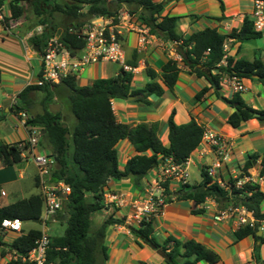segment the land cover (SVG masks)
Instances as JSON below:
<instances>
[{
	"label": "trees",
	"instance_id": "obj_1",
	"mask_svg": "<svg viewBox=\"0 0 264 264\" xmlns=\"http://www.w3.org/2000/svg\"><path fill=\"white\" fill-rule=\"evenodd\" d=\"M4 1L0 0V5H3ZM220 2L224 12L225 6L221 0ZM31 5L33 13L39 19V25L45 27L42 36L32 39V43L38 45L40 50L49 36H54L51 25L55 14L62 13L70 19V23L60 36V43L72 56L79 58L86 46V39L82 35L84 27L97 16L116 17L122 6H125L131 16L137 15L141 26L150 29V34L178 46L180 62L169 60L160 74L148 69L149 82L141 88L134 89V73L122 69L117 76L97 78L88 86H78L76 78L69 75L58 85H32L19 95L25 103H28V95L35 91L45 92L50 103H61L63 99H67L70 111L76 119L71 129L67 124V116L63 115L62 111L56 115L51 114L47 104L43 114L29 117L27 122L28 126L41 130L39 148L44 150L41 153L56 161L52 181H62L72 190L63 202V211L57 215L59 222L66 223L65 233L57 237L51 236L45 264H103L108 260V249L104 244L107 227L124 223V220H116L110 215L100 228L93 229L92 218L105 209L109 180L130 178L138 186L164 161L171 159L175 164H185L199 148L204 136V127L195 120L178 125L174 121L173 112L168 122L169 146H166L158 135L157 125L142 123L130 127L119 124L112 100L136 97V102L149 105V97H161L165 94L164 86L174 88L182 72L181 67L200 78L205 77L210 84L196 96V101L201 100L210 89L221 97V81L227 75L264 85V57L247 61L228 56L224 51L225 41L229 37L243 43L259 39L263 35L255 31L252 23L245 18L241 28L232 29L230 34L221 33L218 27H207L184 37L177 33L178 18L163 15L164 5L156 0H31ZM85 8L87 10L83 12ZM10 11L12 19H17L24 14L25 9L19 5V0H11ZM223 19L224 17L217 20L222 22ZM129 65L136 67L134 62ZM157 78H161L164 85L160 84ZM222 98L234 109L227 118L229 125L239 128L253 119L264 123V110L250 107L243 100L242 94L235 93L231 99ZM23 109L20 107L17 111ZM67 134L70 135L69 138ZM124 140L130 141L137 154L129 158L125 167L121 168L116 147ZM25 149L19 147L18 143L6 144L0 139V165L11 167L23 162ZM256 159L257 155L250 156L245 169H250ZM201 177L199 184L186 185L176 192V200L193 201L196 205H201L211 198L218 204L244 206L260 223L253 227L239 228L235 233L237 239L255 236L258 241L264 243V236L257 237L258 227L264 222V192L259 184L248 182L237 189L236 181L231 178L222 186L211 177L208 167L202 169ZM36 185L40 187L38 177ZM89 196L91 201H88ZM201 211L197 209L193 213ZM42 213L43 199L40 193L7 206H0V230L5 220L33 222L39 219ZM152 220L144 219L130 229L137 237L138 245L144 244L158 250L166 264H217L218 255L197 241L185 243L170 236L161 243L155 235ZM41 236L42 230L32 229L14 237L11 244L3 242L0 238V245L5 248L2 256L5 257L8 251L15 252L20 257L28 255ZM0 264L35 263L16 259Z\"/></svg>",
	"mask_w": 264,
	"mask_h": 264
},
{
	"label": "crops",
	"instance_id": "obj_2",
	"mask_svg": "<svg viewBox=\"0 0 264 264\" xmlns=\"http://www.w3.org/2000/svg\"><path fill=\"white\" fill-rule=\"evenodd\" d=\"M10 1H4L6 20L0 23V71L2 72V80L0 81V139L6 144L25 142L28 139V133L17 111L18 108H24L22 111L32 117L43 114L46 105L50 103L46 99V95L41 101L42 105L40 104L38 92L43 91H35L28 95V103L19 98L25 89L36 85L42 70L41 50L38 45L32 43V39L35 36H42L43 33H39V28L43 25H39V19L33 13L31 0H19V5L24 7L25 12L19 18L12 19ZM156 1L164 5L163 15L178 18L177 33L184 37L207 27L221 28L222 25H225L227 31L228 29H239L242 26L241 19H235L240 13L238 11L229 12L225 0H221L225 6L224 12L220 0ZM86 10L85 8L83 12ZM119 13L129 12L125 6H122ZM223 17L222 22L217 20ZM69 23L70 19L66 15L55 14L51 25L54 36L49 37L60 38ZM122 24L121 40L125 51V63L133 68L134 89L141 88L149 82L148 69L160 74L163 66L169 60L180 62L181 58L177 52V45L152 34L147 38L146 43L141 41L142 32L140 29L144 27L141 26V21L138 20L137 15H130V18L125 19ZM71 26L72 24L69 27ZM247 55L248 52H244L240 42H235V45L232 44L228 53V56L247 61H252L257 57L255 52L250 58H247ZM131 62L136 63V67L129 65ZM107 64L115 65V67L107 66ZM181 68L182 72L174 88L169 89L164 86L165 94L161 97L156 95L149 97V105L136 102V97H130L127 100L113 99L112 107L119 124L130 127L142 123L157 125L160 139L166 146H169L168 122L171 114L175 112L174 121L178 125L195 120L204 129L212 130L214 133L224 136L230 144L229 159L216 169V176L213 179L225 186L231 178L237 181L244 177H251L252 182L258 183L264 192V123L253 119L243 123L239 128L229 125L227 118L234 112V109L222 97L231 99L235 93L229 88L221 86V97H218L214 90L210 89L201 100L196 101V96L210 84L205 77L200 78L190 73L188 69ZM107 70L110 71V75H107ZM121 70V64H91L80 74H77L76 82L80 87L88 86L97 78L104 79L117 76ZM157 81L164 85L161 78H157ZM244 84L247 91L242 94L243 100L254 109L264 110V85L251 80H247ZM254 85L257 86V90L253 91ZM55 103L60 104V102ZM116 148L121 168L125 167L129 158L137 154L135 147L128 140L122 141ZM37 151L44 152L39 147ZM213 152V149L205 143H201L188 160L189 173L191 169L198 168L202 175L204 167L214 168L218 163V157ZM147 154L150 155V153ZM253 155H257V159L253 166L246 170L245 166L250 156ZM23 158V162L15 166L3 167L0 165L1 207L23 200L27 169L31 166H34V183L36 185L37 166L30 156ZM158 173H160L159 168L151 171L138 186L130 178L109 180L105 194V209L92 218L93 229L100 228L110 215H113L116 220H124V223L112 224L107 227L104 244L108 249V260L103 264H141L142 262L166 264L164 257L158 250L144 244L138 245L137 237L130 229L131 226L138 225V219L135 217L136 210L131 204L142 203L152 183L158 179ZM201 181L202 177L197 184ZM188 185L194 186L190 184L189 180ZM38 189L36 194L41 191L40 187ZM172 189L178 190L179 188L177 185H173ZM110 194H116L119 198L125 199L127 204L123 207L110 204L108 202ZM226 206L228 205L218 204L211 198L201 205H196L193 201L174 200L164 208L163 212L153 217L155 235L161 243H164L170 236L185 243L191 240L202 243L208 250L218 255L217 264H264V243L258 241L255 236L237 239L235 233L241 228L239 227L238 216L234 219L216 221L215 217L218 210ZM197 209L202 211L194 214L193 211ZM57 222L60 223L58 220L54 223ZM260 229H262V236H264V222L258 227L257 237H262L258 236ZM19 235L16 232L0 230V238L3 242H6V238L14 239ZM3 250L5 248L0 245V262L7 263L10 261L9 252L3 257ZM198 264L207 263L200 262Z\"/></svg>",
	"mask_w": 264,
	"mask_h": 264
},
{
	"label": "built area",
	"instance_id": "obj_3",
	"mask_svg": "<svg viewBox=\"0 0 264 264\" xmlns=\"http://www.w3.org/2000/svg\"><path fill=\"white\" fill-rule=\"evenodd\" d=\"M239 15L241 16L242 24L245 18H247L252 23L254 30L262 33L264 36V0H251L249 11ZM129 18V13H119L113 18L97 16L92 19L82 31V35L86 39V46L79 58L72 56L68 49L60 43L59 38L49 37L41 49L42 70L39 73L36 85H49L50 87L58 85L63 78L69 75L76 78L77 74H80L87 66L96 63L121 64L123 70L132 72L133 68L125 63V51L121 40L122 23L125 19ZM5 20L4 7L0 5V23L5 22ZM43 30L44 26H40L39 33L42 34ZM149 30L148 28L140 29V32H142L141 41L144 43L151 36ZM235 42L236 40L230 37L225 41L224 51L227 55L231 50L232 44H235ZM223 64H226L225 61ZM247 80L238 76L227 75L221 81V86L229 88L234 93L243 94L247 91V87L244 84ZM19 116L28 133V139L25 142H18V146L23 149L26 148L23 157L30 156L37 166L41 189L40 194L43 199V213L39 220L43 231L42 236L36 240L35 246L28 255L20 257L15 252H8L10 261L20 259L22 262L45 264L51 239V235L48 234V224L54 223L57 220V215L63 211V202L72 190L69 185L62 181H52V172L56 166V161L45 153L37 151L41 141L40 128L27 125L29 116L25 111H20ZM202 143L213 149V153L218 157L216 166L208 168V172L213 178L216 176V169L229 159L230 144L224 136L208 129H204ZM187 163L188 161L185 164H175L169 159L160 164L158 179L152 183L142 203L131 204L136 210L135 217L138 219V224L144 219H153V217L163 212L169 203L176 200L175 193L188 185L190 173ZM250 178L244 177L241 180H237L236 188L240 189L245 183L252 182ZM173 185H177L179 189H172ZM108 202L114 204L116 207H123L127 204L125 199L119 198L116 194H110ZM236 216L239 217V227H253L260 223L246 207L234 205H228L218 210L215 219L216 221H223L234 219ZM1 230L22 234V223L19 219L5 220L2 223Z\"/></svg>",
	"mask_w": 264,
	"mask_h": 264
},
{
	"label": "rangeland",
	"instance_id": "obj_4",
	"mask_svg": "<svg viewBox=\"0 0 264 264\" xmlns=\"http://www.w3.org/2000/svg\"><path fill=\"white\" fill-rule=\"evenodd\" d=\"M226 2V6L227 8H229V12L232 11H238L240 14L241 13H246L247 11H249L250 7H251V0H225ZM235 19L240 20L241 16L237 15L235 17ZM226 27L225 25H222L221 28H219V31L223 34H230L232 29H228L226 31ZM242 44L243 50L244 52H248L247 58L252 57V54L255 52L257 57L260 56H264V36H262L260 39H254V40H249V41H245V42H240ZM235 45V44H234ZM112 64H107V66H111ZM106 66V65H105ZM113 67H115V65H112ZM110 71H106L107 75H110L109 73ZM254 90H257V86L254 85ZM39 95V101L40 104L42 105V99L46 96L45 93L43 92H38ZM54 103H49L48 107L50 108L51 105H53ZM61 105V111L63 113V115L67 116L68 121L67 124L70 126L71 129H73L74 124H75V117L72 115V112L70 111L69 108V103L67 99H63L60 103ZM60 111V112H61ZM70 153H72V145L70 148ZM34 166H31L29 169H27V181L25 182V190H24V198L23 199H27L29 197H31L32 195L36 194L39 189L38 187L35 185V181H34V175H35V170L33 168ZM201 180V171L198 168L195 169H191L190 175H189V181L191 185H195L197 184L199 181ZM91 197H88V201H91ZM264 210V207H263ZM23 229L24 231H28L30 229H40L42 230V224L39 223H35V222H25L22 223ZM48 234L51 236H61L65 233V229H66V223L65 222H60V223H49L48 224ZM14 234V233H13ZM13 241L12 238H6V243L11 244Z\"/></svg>",
	"mask_w": 264,
	"mask_h": 264
},
{
	"label": "water",
	"instance_id": "obj_5",
	"mask_svg": "<svg viewBox=\"0 0 264 264\" xmlns=\"http://www.w3.org/2000/svg\"><path fill=\"white\" fill-rule=\"evenodd\" d=\"M38 49V48H37ZM131 98H135V97H131ZM49 109V112L51 113V114H53V115H56V114H58L60 111H61V105L59 104V103H55V104H53V105H51L50 106V108H48ZM256 115H258V114H256ZM64 127H66V125H64ZM44 133V132H43ZM67 137L69 138L70 137V135L69 134H67ZM33 222H35V223H39L40 222V220L39 219H35V220H33ZM262 229H260L259 230V234H258V236H262Z\"/></svg>",
	"mask_w": 264,
	"mask_h": 264
}]
</instances>
